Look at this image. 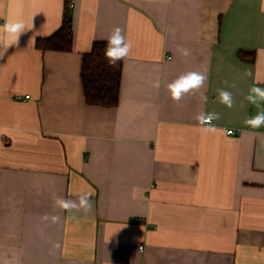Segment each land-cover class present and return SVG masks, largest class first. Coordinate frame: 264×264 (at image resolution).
Masks as SVG:
<instances>
[{"label": "crops", "instance_id": "crops-1", "mask_svg": "<svg viewBox=\"0 0 264 264\" xmlns=\"http://www.w3.org/2000/svg\"><path fill=\"white\" fill-rule=\"evenodd\" d=\"M65 2L0 0V29L25 25L10 46L0 32V264H264V125L244 123L264 112L245 98L264 88V0H71L73 50L42 52ZM115 27L120 102L89 105L82 57ZM190 71L204 86L173 101ZM84 192L89 214L55 204Z\"/></svg>", "mask_w": 264, "mask_h": 264}, {"label": "clouds", "instance_id": "clouds-1", "mask_svg": "<svg viewBox=\"0 0 264 264\" xmlns=\"http://www.w3.org/2000/svg\"><path fill=\"white\" fill-rule=\"evenodd\" d=\"M25 25L22 21H17L14 23H6L0 32L5 34L4 38L8 39V45L10 46L16 40L19 39L20 35L24 32ZM132 49V44L126 41L125 35L123 34V29L120 27H115L112 30L110 36L107 37V45L104 49V55L108 59L109 64L114 66L117 61H121L130 55ZM181 54L185 57L190 55L188 49H179ZM2 58V54H0ZM251 75V73H248ZM207 76L201 72L190 71L178 76L175 80L167 85V89L170 93V97L173 101L179 102L183 99L186 94H189L195 90H199L204 86ZM156 87H159V82L157 81ZM218 98L222 104L226 107H233V96L232 93L224 90L218 89ZM250 103L258 104L259 101H264V88L258 87L255 84L250 88L249 94L245 97ZM206 101V97H203ZM196 121L199 125L204 126L202 131L205 133H215L217 128L212 124L213 120H219L220 116L218 113H204L200 112L196 117ZM244 123L251 127L252 129H258L264 125V112L258 113L254 117L247 118ZM228 134L231 135V130H228ZM91 192H84L78 196L77 200L66 199L63 197H57L55 199V204L58 208L66 212H82L85 215L93 211L94 205L91 200ZM44 221L49 220L47 215L41 218ZM51 221L57 223L60 220L59 216H52Z\"/></svg>", "mask_w": 264, "mask_h": 264}, {"label": "trees", "instance_id": "trees-1", "mask_svg": "<svg viewBox=\"0 0 264 264\" xmlns=\"http://www.w3.org/2000/svg\"><path fill=\"white\" fill-rule=\"evenodd\" d=\"M71 0L65 2V15L61 27L52 35L37 39L36 46L43 51L71 52L74 45ZM107 41H96L89 52L83 54L81 81L86 102L89 105L112 108L118 106L124 60L112 66L104 55ZM238 58L253 64L255 51H240Z\"/></svg>", "mask_w": 264, "mask_h": 264}, {"label": "built area", "instance_id": "built-area-1", "mask_svg": "<svg viewBox=\"0 0 264 264\" xmlns=\"http://www.w3.org/2000/svg\"><path fill=\"white\" fill-rule=\"evenodd\" d=\"M27 99L29 98V96L26 97ZM228 132V131H227ZM231 133L234 134L235 131L234 130H231Z\"/></svg>", "mask_w": 264, "mask_h": 264}]
</instances>
